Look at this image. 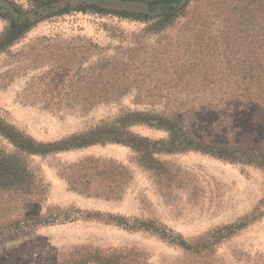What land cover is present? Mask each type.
<instances>
[{"label": "rangeland", "instance_id": "obj_1", "mask_svg": "<svg viewBox=\"0 0 264 264\" xmlns=\"http://www.w3.org/2000/svg\"><path fill=\"white\" fill-rule=\"evenodd\" d=\"M250 3L193 0L163 27L161 14L135 0L51 3L0 51V119L48 144L126 115L155 114L176 118L185 132L203 140L234 146L252 140L264 151V132L248 134L254 112L235 98L243 89L242 32ZM15 7L24 17L34 9L28 0H5L2 8ZM10 27L11 20L1 15L0 36ZM125 129L152 141L169 138L141 124ZM12 153L0 135V155ZM156 158L164 165L161 172L147 170L138 154L117 144L27 156L43 194L30 201L0 194V226L20 223L17 231L0 236V264H95L129 250L141 253L147 264L186 259L147 232L80 217L78 211L155 222L186 240L243 224L207 264H264L262 169L194 150ZM87 160L125 167L130 179L118 199L69 190L58 171ZM48 218L54 221L22 225Z\"/></svg>", "mask_w": 264, "mask_h": 264}, {"label": "trees", "instance_id": "obj_2", "mask_svg": "<svg viewBox=\"0 0 264 264\" xmlns=\"http://www.w3.org/2000/svg\"><path fill=\"white\" fill-rule=\"evenodd\" d=\"M34 7L29 15L23 16L21 10L16 7L5 11V0H0L1 15L11 20L9 31L0 36V51L9 46L21 35V29L38 17L42 10L53 7L51 3L59 0H28ZM153 7L161 18L159 26H164L170 20L178 16L193 0H135ZM5 11V12H3ZM247 18L244 21V42L242 68V92L238 98L239 104L251 108L255 119L250 128L251 137L262 131L264 132V0H251L248 4ZM21 21V23H20ZM23 21V22H22ZM22 27V28H21ZM237 104V105H239ZM133 124H141L147 127L164 130L168 132L167 141H152L149 138L130 134L125 127ZM124 128V129H123ZM0 135L5 138L14 149L12 154L0 155V194L11 196L21 194L24 200L30 201L34 197L43 194V186L35 178L25 162L27 156H48L59 152L83 149L97 145L117 144L132 149L139 155L140 162L147 170L161 172L164 166L156 156L160 154H171L178 151L194 150L217 159L252 165L264 171V151L257 148L254 141L248 140L244 144L232 145L215 140L207 141L198 137V133L185 132L182 122L170 116H159L155 114H131L126 115L115 123H105L80 135L69 137L58 143L39 144L31 138L20 134L13 127L4 124L0 119ZM59 176L65 180L69 190L87 197H103L105 199H118L130 176L125 167L113 161H83L61 168ZM264 209V203L262 205ZM80 217L87 219H101L106 224H114L125 227L128 230H141L155 236L158 240L172 248L182 252L186 259H180L171 264H207L206 258L211 256L215 250L226 240L232 238L235 233L244 226L232 225L219 227L207 232L205 235L191 240H186L179 234H175L166 227L155 222H130L124 218H114L106 215L100 218L99 213L77 212ZM93 216L94 218H92ZM63 220L69 219L67 215ZM54 220L45 219L24 222L22 225L33 227L34 225H46ZM20 223H11L0 226V236L17 231ZM122 254H125L124 257ZM114 258L109 261L106 257L95 264H147L141 253L129 250L123 253H114ZM194 257L193 262H186ZM201 261V262H200Z\"/></svg>", "mask_w": 264, "mask_h": 264}]
</instances>
